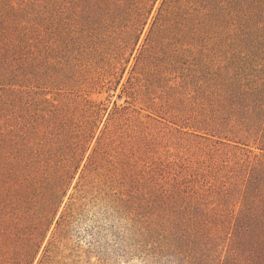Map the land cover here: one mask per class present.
Returning a JSON list of instances; mask_svg holds the SVG:
<instances>
[{
	"label": "rangeland",
	"instance_id": "rangeland-1",
	"mask_svg": "<svg viewBox=\"0 0 264 264\" xmlns=\"http://www.w3.org/2000/svg\"><path fill=\"white\" fill-rule=\"evenodd\" d=\"M99 5L97 0H0L2 125L14 124L8 118L15 111L34 114L33 103L46 98L79 118L86 108L99 111L97 135L113 116L115 146L133 164L123 187L155 206L164 204L160 196L166 190L202 192L216 182L211 175L216 168L227 166L226 172L243 161V155H228L226 149L264 153L260 140L237 136L232 120L239 86L264 87V31L242 30L233 24L232 12L216 6L190 21L162 22L152 32L160 0L135 30L129 15ZM95 144L96 137L90 148ZM91 197L50 258H44L48 239L28 261L25 245L14 241L0 245V264H179L156 256L128 204ZM241 207L232 209L238 213ZM160 214L157 209L152 219L158 222ZM230 232L220 245L222 257L230 239L237 240Z\"/></svg>",
	"mask_w": 264,
	"mask_h": 264
},
{
	"label": "trees",
	"instance_id": "trees-1",
	"mask_svg": "<svg viewBox=\"0 0 264 264\" xmlns=\"http://www.w3.org/2000/svg\"><path fill=\"white\" fill-rule=\"evenodd\" d=\"M158 1L97 0L102 8L113 6L118 16L129 15L135 30L148 21ZM216 6L220 12H232L233 24L242 30L264 31V0H160L151 31L161 28L162 22L190 21ZM146 51L150 48L141 54ZM138 58L137 64L146 59ZM237 92L232 118L237 136L260 140L264 150V87L241 85ZM33 105L34 114L15 111L8 118L14 124L0 122V245L23 243L28 261L48 239L44 258H50L76 212L87 204L84 200L93 195L107 204H128L156 256L174 258L179 264H264V153H238L242 148L228 147L226 154L246 158L242 156L243 161L227 173V166L216 168L211 172L216 182L202 192L166 190L160 196L164 204L155 206L147 196L123 187L133 164L115 146L116 118L111 115L97 135L99 111L86 108L79 118L70 107L47 98ZM238 203L242 207L235 213L232 208ZM157 209L158 222L152 219ZM146 212L148 219H141ZM231 230L237 240L230 239L228 254L222 257L220 245Z\"/></svg>",
	"mask_w": 264,
	"mask_h": 264
}]
</instances>
